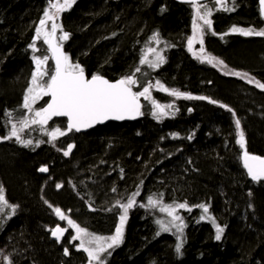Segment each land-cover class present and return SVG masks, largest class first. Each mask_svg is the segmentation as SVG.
Here are the masks:
<instances>
[{
  "label": "trees",
  "instance_id": "16d2710c",
  "mask_svg": "<svg viewBox=\"0 0 264 264\" xmlns=\"http://www.w3.org/2000/svg\"><path fill=\"white\" fill-rule=\"evenodd\" d=\"M57 1L0 0V264H85L82 237L109 234L120 219L121 241L104 264H264V180H250L241 163L243 152L264 158L257 0H227L209 15L202 46L221 66L187 51L199 5L72 0L54 22ZM48 20L70 71L126 79L135 96L150 85L180 97L136 96L137 121L80 135L63 120L30 121L23 98L35 57L53 71L37 42ZM54 208L74 240L67 250L49 237ZM170 218L180 226L164 231Z\"/></svg>",
  "mask_w": 264,
  "mask_h": 264
},
{
  "label": "water",
  "instance_id": "95a60500",
  "mask_svg": "<svg viewBox=\"0 0 264 264\" xmlns=\"http://www.w3.org/2000/svg\"><path fill=\"white\" fill-rule=\"evenodd\" d=\"M180 5L202 4L210 0H171ZM258 13L264 18V0H257ZM53 73L42 106L48 121L63 120L65 127L75 133H84L108 124L133 123L141 114V103L123 79L107 80L100 75L88 76L84 71H67L62 46L57 43L53 29L46 42ZM241 163L250 180H264V158L243 152ZM39 174L47 175L44 167ZM59 221L62 213L56 209ZM63 229L56 225L49 232L51 240L59 242Z\"/></svg>",
  "mask_w": 264,
  "mask_h": 264
},
{
  "label": "rangeland",
  "instance_id": "374dc122",
  "mask_svg": "<svg viewBox=\"0 0 264 264\" xmlns=\"http://www.w3.org/2000/svg\"><path fill=\"white\" fill-rule=\"evenodd\" d=\"M70 1L72 2V0H61V1H57L54 4L53 8L55 9L52 10L53 12L52 21L56 22L58 13L64 11L65 9L64 5ZM213 2H214L213 4H209V5L202 4L199 6H193L190 24H189L191 34L187 41L186 48L193 58L201 62L210 64V65L217 64L221 66L219 60L213 57H208L202 48L203 37L206 31L209 29V26H208V24H210L209 15L214 13L213 9H220V10L227 9V0H224V1L214 0ZM52 21L48 20L47 22H45L46 24L44 25L42 24L37 29V36H38L37 42L43 43L45 44V46H46V41L49 38V35L51 33L52 26L50 25L52 24ZM55 27H58V26H55ZM161 58L162 56L160 52L155 50L150 57L149 64L157 66ZM47 59L48 58L44 60L42 55L35 57V65L32 71L30 82L27 88L25 89V94L23 98V107L25 108V111L30 121L32 122L38 119L41 120V117H43L41 108L46 102V98L44 96H46L47 87H48V84L51 78V74L49 75L50 76L49 77V76H46L45 75L46 73H43L42 71L44 64H46L48 61ZM66 68L70 70L68 67ZM242 78L248 84H251L253 82V80L249 77L248 78L242 77ZM123 80H126V79H123ZM126 82L128 81L126 80ZM152 91H159L160 97L162 96L164 97V99H167V100H170L173 97H180V96H177L176 92L170 93L169 91L164 90L163 88L158 90L155 88V86H150V85L146 87L147 95L139 91L136 94V96L140 100L151 101L149 95L152 96L151 95ZM198 98H201V96H199ZM57 132H58V129L54 128V130L51 132L52 136H56L55 134H57ZM11 135L12 137L17 138V132H12ZM237 136L241 141V132L239 130L237 131ZM52 138H55V137H52ZM123 223L124 221L120 219V221L115 226V230L109 234H106V235L92 234V237H89V236L82 237V239L79 242L80 245L78 247L85 254V257L87 259L85 264H104L106 256L109 254L110 248L113 245L116 246L121 241ZM67 224L71 226L70 223L67 222ZM161 224H162V229L164 231H169L171 227L179 228L180 221L175 218H170L168 220H161ZM62 227L64 230H67L64 224H62Z\"/></svg>",
  "mask_w": 264,
  "mask_h": 264
},
{
  "label": "bare ground",
  "instance_id": "6f19581e",
  "mask_svg": "<svg viewBox=\"0 0 264 264\" xmlns=\"http://www.w3.org/2000/svg\"><path fill=\"white\" fill-rule=\"evenodd\" d=\"M211 1H213V0H210V1H208V2H211ZM259 89V88H258ZM261 90V89H260ZM136 97V96H135ZM137 98V97H136ZM138 99V98H137ZM139 100V99H138ZM53 121H58V120H53ZM64 123H65V121H64ZM122 124V123H121ZM65 126V125H64ZM104 127V126H103ZM66 128V127H65ZM95 129V128H94ZM69 131V130H68ZM69 132H71V133H73V134H77V135H80V134H84V133H87V132H84V133H75V132H73V131H69ZM56 209H58V210H60L59 208H54V210H53V216L55 217V219H56V224L54 225V226H56V225H59L62 229H63V227H62V224H63V221H64V213L60 210V212L62 213V220L61 221H59L58 219H57V217L54 215V212H55V210ZM53 226V227H54ZM52 227V228H53ZM68 231L67 230H64L63 229V234H64V236H63V238L59 241V242H56V241H53V240H51V241H53V242H55V243H57V244H59V243H62V241H63V246H64V250H67V247H71V245L73 244V238H68V233H67ZM79 248V247H78ZM67 252V251H66Z\"/></svg>",
  "mask_w": 264,
  "mask_h": 264
},
{
  "label": "flooded vegetation",
  "instance_id": "af4514ba",
  "mask_svg": "<svg viewBox=\"0 0 264 264\" xmlns=\"http://www.w3.org/2000/svg\"><path fill=\"white\" fill-rule=\"evenodd\" d=\"M214 1V0H213ZM206 3H209V2H205V3H202V4H204V5H206ZM202 4H197V5H202ZM257 12H258V8H257ZM259 14V13H258ZM202 48H203V46H202ZM203 51L205 52V50H204V48H203ZM88 76H95V75H88ZM45 98H46V96H44Z\"/></svg>",
  "mask_w": 264,
  "mask_h": 264
}]
</instances>
